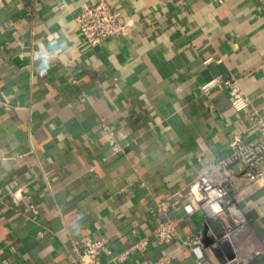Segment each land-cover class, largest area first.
Segmentation results:
<instances>
[{"label": "crops", "instance_id": "crops-1", "mask_svg": "<svg viewBox=\"0 0 264 264\" xmlns=\"http://www.w3.org/2000/svg\"><path fill=\"white\" fill-rule=\"evenodd\" d=\"M95 1L0 0L1 264H70L71 242L85 238L126 249L160 219L150 206L227 156L232 135L255 138L252 117L264 120V0H111L130 29L90 47L76 17ZM214 77H234L251 105L237 112L225 91L200 94ZM20 186L23 200L11 201ZM242 208L244 252L256 256L247 264H264V186ZM168 216L174 240L151 236L131 259L223 264L228 251L209 234L203 249L179 242L203 230L200 212L180 199Z\"/></svg>", "mask_w": 264, "mask_h": 264}, {"label": "built area", "instance_id": "built-area-1", "mask_svg": "<svg viewBox=\"0 0 264 264\" xmlns=\"http://www.w3.org/2000/svg\"><path fill=\"white\" fill-rule=\"evenodd\" d=\"M77 34L90 47L100 45L113 36L128 33L130 24L126 15L120 14L113 7L111 0H97L85 4L76 17ZM212 89L226 92L231 107L239 112L251 105V99L245 94L234 77H214L199 86V93L208 95ZM212 109V105L209 106ZM257 125L255 138L244 141L239 135H232L228 141L230 152L219 157L197 178L189 182L184 190L170 195L164 201L149 207L152 215L161 214L150 233L138 237L126 249L113 253L103 238L81 239L72 241L69 249L70 264H146L144 259L133 260L132 255L143 257L153 236L160 245H167L177 235V228L168 216L170 209L183 199L193 211L200 212L204 219L202 231L188 232L180 238V244L188 249L205 246L204 236H208L217 246H224L228 253L223 264H247L256 256L253 252H244V235L249 236V220L242 203L264 186V170L257 169L264 157V120L251 118ZM108 135L113 131L101 125ZM120 147L113 143L111 150L116 152ZM25 187L20 186L8 191L11 201L24 198ZM2 186L0 185V195ZM28 210L35 219L39 212V204L30 202ZM208 221L216 225V231L209 227ZM41 235V232H37ZM170 256L162 254L155 264H168ZM1 264V263H0Z\"/></svg>", "mask_w": 264, "mask_h": 264}]
</instances>
